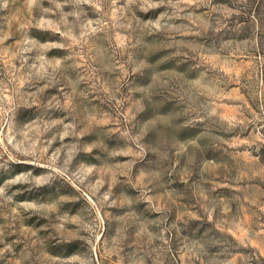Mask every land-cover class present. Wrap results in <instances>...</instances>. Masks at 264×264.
<instances>
[{"label":"rangeland","instance_id":"obj_1","mask_svg":"<svg viewBox=\"0 0 264 264\" xmlns=\"http://www.w3.org/2000/svg\"><path fill=\"white\" fill-rule=\"evenodd\" d=\"M0 264H264V0H0Z\"/></svg>","mask_w":264,"mask_h":264}]
</instances>
